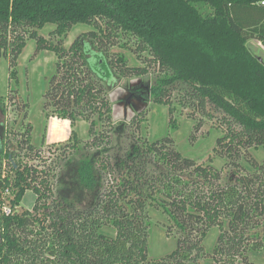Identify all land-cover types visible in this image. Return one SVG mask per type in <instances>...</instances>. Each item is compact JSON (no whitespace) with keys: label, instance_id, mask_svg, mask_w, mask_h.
I'll return each instance as SVG.
<instances>
[{"label":"trees","instance_id":"obj_1","mask_svg":"<svg viewBox=\"0 0 264 264\" xmlns=\"http://www.w3.org/2000/svg\"><path fill=\"white\" fill-rule=\"evenodd\" d=\"M263 3L0 0V56L10 53V78L29 39L38 52L53 51L57 72L44 114L47 123L58 118L71 127L61 145H47V155L44 145L33 143L28 106L19 94L0 98V116L5 106L15 112L8 129L0 122V264H256L250 252L264 246V161L251 150L264 147V63L249 42L264 46ZM49 24L56 43L39 34ZM81 24L92 30L65 48ZM126 38L136 41L139 63V53L146 52L162 72L151 97L169 106L170 125L176 127L170 89L184 90L189 118H200L197 130L201 114H222L215 126L222 136L207 162L184 158L170 138L148 141L143 112L126 124L130 148L115 161L107 153L117 129L108 90L114 74L148 73L113 50L132 51ZM80 122L88 126L87 139L78 133ZM85 150L96 153L75 164L82 189L77 201L68 202L54 192L58 160L71 162ZM217 158L224 161L220 169ZM28 191L36 197L34 207L20 210ZM152 207L167 214V233L177 238L176 249L158 259H150L148 250ZM215 226L219 236L209 252L205 238Z\"/></svg>","mask_w":264,"mask_h":264},{"label":"rangeland","instance_id":"obj_2","mask_svg":"<svg viewBox=\"0 0 264 264\" xmlns=\"http://www.w3.org/2000/svg\"><path fill=\"white\" fill-rule=\"evenodd\" d=\"M55 30V25H47L39 31V34L45 36L48 41L56 43L57 38L53 39L51 32ZM92 30L91 27L83 24L75 26L69 33L65 40V48H69L75 39L81 35ZM130 40V48L123 49L116 47L115 52H124L130 59V64L137 66L141 65L147 68L148 73L142 77L129 76L123 77L114 74L113 80L110 82L109 99L112 107L113 121L116 124V131L113 135V141L107 153L113 161L118 159L125 150L130 148L129 137L131 130L126 126L130 124L133 118L139 113H147L148 133L145 134L148 141L153 142L170 138L174 141L179 153L187 159H191L196 163H205L213 154L217 147V141L222 136V132L215 128L221 113L209 109V114H201V128L197 130L198 120L200 118H189L188 112H191L187 105H184L182 93L184 90L177 91L170 89L169 96L172 97L176 110L174 112V119L176 120V127L170 125L169 120V106L165 104H155L151 97V88L155 85L158 77L162 74L159 68L154 65L152 58L148 53H139L141 56L140 63L137 61L136 41ZM87 41V40H85ZM259 49H258V48ZM93 52L95 49L91 48ZM249 50L255 51L264 61V46L259 41L253 40L249 42ZM254 52V53H255ZM10 53L6 57L0 56V98L8 97L10 92L18 93L22 101L27 104L28 122L33 125V143L37 147H42L48 155L47 149L56 143L61 145L64 141L49 143L48 141L55 140V136L50 140L47 138L48 124L44 114V96L49 90L50 82L57 72L56 55L53 51H37V43L34 39H29L19 56L15 78H10ZM142 63V64H141ZM180 100V102H179ZM5 106V105H4ZM5 114L0 116V122H3L6 129L11 126L15 118V112L5 106ZM198 111V110H197ZM197 117V116H196ZM218 117V118H217ZM127 124V125H126ZM54 133H59L56 127H53ZM6 131V130H5ZM62 132V130H60ZM78 133L80 137L88 138V126L85 122H80L78 125ZM63 137V136H62ZM251 152L254 157L260 162L264 161V147L253 148ZM95 150L80 151L75 154L71 162L67 160H58L60 166L56 169V177L54 179L55 195H61L67 198L68 202L77 201L81 187L76 178V163L85 160L94 155ZM215 167L222 168L224 161L217 158L214 162ZM102 182L106 184V177L103 175ZM82 191V190H81ZM85 193L86 201L89 200V193ZM36 202L35 195L28 191L24 200L19 207L20 210H32ZM150 227H149V241L148 250L150 259H158L167 254L172 253L177 247V238L175 234H168L167 229L169 221L167 214L155 207L149 208ZM219 236V227H213L205 238L206 250L211 252L215 247ZM250 258L256 264H264V246L259 250L250 252Z\"/></svg>","mask_w":264,"mask_h":264},{"label":"crops","instance_id":"obj_3","mask_svg":"<svg viewBox=\"0 0 264 264\" xmlns=\"http://www.w3.org/2000/svg\"><path fill=\"white\" fill-rule=\"evenodd\" d=\"M261 44V43H260ZM258 48V47H257ZM259 49V48H258ZM47 129V138L50 140L55 136V140L48 141L49 143L58 142V141H66L69 138L71 127L70 122L67 120H60L58 118H53L49 121ZM53 127H56L59 133H54ZM62 130V132H60ZM63 136V137H62Z\"/></svg>","mask_w":264,"mask_h":264},{"label":"water","instance_id":"obj_4","mask_svg":"<svg viewBox=\"0 0 264 264\" xmlns=\"http://www.w3.org/2000/svg\"><path fill=\"white\" fill-rule=\"evenodd\" d=\"M251 52H252V53H253V54H254V55H255V56H256V57L262 62V63H264V61H263L260 57H258V55H257L258 53H257V52H255V51H254L255 53H254L253 51H251Z\"/></svg>","mask_w":264,"mask_h":264},{"label":"built area","instance_id":"obj_5","mask_svg":"<svg viewBox=\"0 0 264 264\" xmlns=\"http://www.w3.org/2000/svg\"><path fill=\"white\" fill-rule=\"evenodd\" d=\"M263 4H264V3H263ZM7 193H9V192L7 191ZM5 212H6L7 214H10V210H9L8 208L5 209Z\"/></svg>","mask_w":264,"mask_h":264}]
</instances>
